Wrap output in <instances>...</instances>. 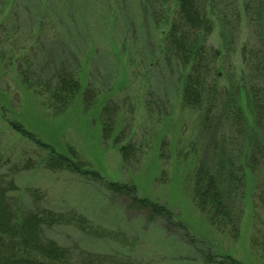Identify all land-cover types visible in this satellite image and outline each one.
I'll use <instances>...</instances> for the list:
<instances>
[{
    "label": "rangeland",
    "instance_id": "obj_1",
    "mask_svg": "<svg viewBox=\"0 0 264 264\" xmlns=\"http://www.w3.org/2000/svg\"><path fill=\"white\" fill-rule=\"evenodd\" d=\"M145 1L48 0L47 10L60 13L62 20L40 13L39 0H0V173L13 178L18 189L10 194L24 208L75 210L119 232L118 241L92 237L72 225L43 228L46 237L73 254L78 249L120 252L135 264H225L218 261L228 254L244 264H264V125L256 124L244 90V130L219 118V111L204 125L202 112L183 105L180 67L160 50L167 24L154 27L157 18L171 17L164 8L171 10L174 2L169 0L168 7ZM65 29L74 33L64 35ZM220 29L216 25L211 35L214 45L222 44ZM248 34L243 25L237 51L231 53L236 81L239 47ZM59 65L73 71L81 87L57 111L23 76L40 87ZM105 104L112 107L108 138L102 134ZM18 122L56 152L72 156L73 150L101 178L45 167L48 150L12 127ZM125 143L136 149L129 159L119 150ZM201 163L217 174L230 206L240 209L236 235L231 226L212 222L194 198L193 176ZM14 164L17 171L11 170ZM230 172L238 182L229 181ZM106 180L134 184L139 196L168 208L172 222L130 209L129 197L107 190ZM28 187L39 191L38 200Z\"/></svg>",
    "mask_w": 264,
    "mask_h": 264
},
{
    "label": "trees",
    "instance_id": "obj_2",
    "mask_svg": "<svg viewBox=\"0 0 264 264\" xmlns=\"http://www.w3.org/2000/svg\"><path fill=\"white\" fill-rule=\"evenodd\" d=\"M147 1L152 4L153 0ZM159 1L160 4L168 6L169 0ZM172 1L174 4L171 10L170 5L169 9L164 8L166 13L170 12V18L166 16L164 19L155 20L152 14H148V18L150 20L154 18L155 28L159 27L160 22L167 24V28L160 33V50L166 60H173L180 67L183 105L202 112L204 125H208L211 118L219 111V118L229 124H238L239 130H244L246 117L240 105L241 91L244 90L256 124L263 126L264 0ZM47 4L48 0H39L36 9L42 14H51L52 17V14H57L65 20L60 13L47 10ZM139 6L140 4L138 8ZM58 23L60 24L59 21ZM40 25L39 23L38 27ZM216 25H220L221 28V46L219 43L214 45L210 41ZM243 25L247 26L249 34L247 40L239 47L241 66L238 69L239 81H236L234 64L230 57L233 51L234 53L237 51L238 38ZM64 31H66L64 35L74 33L66 29ZM22 59L24 61L21 62H25L26 65L27 58ZM28 68L32 67L28 66ZM65 68L59 65L53 77L42 80L40 87H37L27 75L23 76L28 86H34L33 89L42 95L47 105L57 111L64 109L81 87L79 77ZM84 104L90 105L88 96L84 97ZM111 110L112 107L107 104L102 107L104 138H108L111 134L113 126L110 118ZM12 124L13 128L30 136L39 147L48 150V156L44 161L45 167L52 170L67 169L93 180L101 178L98 171L88 168L87 163L79 159L73 150H71L72 156L56 152L48 143L24 129L21 123ZM119 150L123 159H129L136 152L129 143L120 144ZM17 169L19 168L16 164L12 165L11 170L17 171ZM217 171L219 172L218 167ZM4 175L0 173V264H135V258L120 252L100 253L78 249L77 253L73 254L69 247L46 237L43 233L44 227L61 225H72L78 231L98 239L109 237L117 240L119 237L114 236L119 232L97 226L75 210L57 211L38 206L24 208L22 200L10 194L11 191L18 189L13 178L6 179ZM228 178L232 184L233 181L236 183L239 180L232 175V172L228 173ZM105 182L106 189L110 192L129 197L130 209L143 211L148 218L159 217L169 223L172 222V212L164 205L139 196L134 184L111 180ZM192 183L194 198L199 208L212 222L231 226L235 229L234 235H236L241 212L240 209L237 211L230 206V202L220 188L217 174L201 163L197 167ZM26 190L35 201L40 198L38 190L30 187ZM124 239L125 237L122 238ZM206 259L213 262V256L210 254L206 255ZM218 262L244 264L228 254Z\"/></svg>",
    "mask_w": 264,
    "mask_h": 264
}]
</instances>
